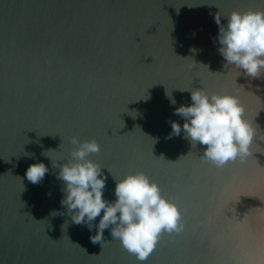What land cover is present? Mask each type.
Returning a JSON list of instances; mask_svg holds the SVG:
<instances>
[{"label": "water", "instance_id": "95a60500", "mask_svg": "<svg viewBox=\"0 0 264 264\" xmlns=\"http://www.w3.org/2000/svg\"><path fill=\"white\" fill-rule=\"evenodd\" d=\"M233 11L264 0H0V264H141L112 225L92 242L100 216L90 231L62 206L73 137L99 144L105 200L114 178L142 172L178 208L182 230L143 264H264V73L220 55L214 17ZM199 88L239 98L250 155L217 167L184 138L174 110ZM35 163L49 170L38 184Z\"/></svg>", "mask_w": 264, "mask_h": 264}, {"label": "clouds", "instance_id": "9594fccd", "mask_svg": "<svg viewBox=\"0 0 264 264\" xmlns=\"http://www.w3.org/2000/svg\"><path fill=\"white\" fill-rule=\"evenodd\" d=\"M214 19L219 25L218 51L226 65L243 69L245 75L252 78L264 73V11H233L224 17L226 24H221L217 15ZM190 95V105L174 110V115L185 119L184 138L191 144L205 145L203 156L217 167L250 155L256 131L244 118L245 109L239 98L232 94L209 95L201 88L190 91ZM167 96L175 105L172 94ZM171 128L169 138L181 134L179 123L171 122ZM71 143L76 146L70 153L71 159L59 160L65 161L57 175L64 184L61 204L73 223L84 224L90 231L92 222L101 217L96 235L90 237L93 243H101L104 230L112 225V239L119 240L143 264L162 232L182 230L176 205L163 197L159 186L142 172L119 180L113 177L116 199L105 200L103 190L107 177L102 175L103 168L89 159L100 151L99 144L95 140L81 142L77 137H73ZM48 171L44 163H35L28 167L25 175L31 183L38 184Z\"/></svg>", "mask_w": 264, "mask_h": 264}]
</instances>
